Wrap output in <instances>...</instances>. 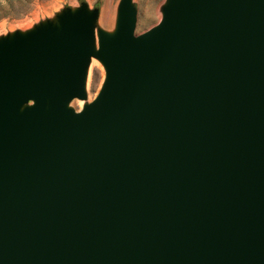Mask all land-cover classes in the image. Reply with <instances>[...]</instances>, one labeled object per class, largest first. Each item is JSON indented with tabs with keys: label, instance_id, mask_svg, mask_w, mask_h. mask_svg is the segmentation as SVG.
Segmentation results:
<instances>
[{
	"label": "water",
	"instance_id": "water-1",
	"mask_svg": "<svg viewBox=\"0 0 264 264\" xmlns=\"http://www.w3.org/2000/svg\"><path fill=\"white\" fill-rule=\"evenodd\" d=\"M161 13L0 40V264H264V0Z\"/></svg>",
	"mask_w": 264,
	"mask_h": 264
},
{
	"label": "rangeland",
	"instance_id": "rangeland-1",
	"mask_svg": "<svg viewBox=\"0 0 264 264\" xmlns=\"http://www.w3.org/2000/svg\"><path fill=\"white\" fill-rule=\"evenodd\" d=\"M120 1L0 0V40L15 34H26L46 24L56 25L61 14L75 11L84 4L89 11L97 12L94 23L95 48H97V31L105 33L115 31ZM166 2L167 0H132V5L136 9V36L148 32L159 24L162 17L161 10ZM107 9L110 11L108 24L104 23ZM103 80L102 65L95 58H91L85 81V100H73L68 104V108L75 112L81 111L84 105L95 99Z\"/></svg>",
	"mask_w": 264,
	"mask_h": 264
},
{
	"label": "bare ground",
	"instance_id": "bare-ground-1",
	"mask_svg": "<svg viewBox=\"0 0 264 264\" xmlns=\"http://www.w3.org/2000/svg\"><path fill=\"white\" fill-rule=\"evenodd\" d=\"M102 12V11H101ZM109 14H110V11L107 9L105 11V17H104V23H107L108 24V20H109ZM101 19V18H100ZM87 84V83H86ZM86 88V87H85ZM82 106V105H81Z\"/></svg>",
	"mask_w": 264,
	"mask_h": 264
}]
</instances>
